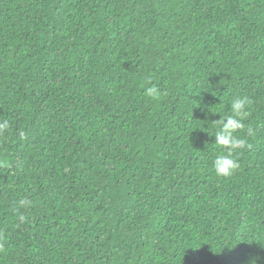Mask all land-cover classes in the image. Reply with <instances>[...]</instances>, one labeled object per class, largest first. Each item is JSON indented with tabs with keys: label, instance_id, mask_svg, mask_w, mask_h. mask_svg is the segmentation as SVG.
Masks as SVG:
<instances>
[{
	"label": "trees",
	"instance_id": "obj_1",
	"mask_svg": "<svg viewBox=\"0 0 264 264\" xmlns=\"http://www.w3.org/2000/svg\"><path fill=\"white\" fill-rule=\"evenodd\" d=\"M236 97L247 145L221 177ZM253 261L264 0H0V264Z\"/></svg>",
	"mask_w": 264,
	"mask_h": 264
},
{
	"label": "clouds",
	"instance_id": "obj_2",
	"mask_svg": "<svg viewBox=\"0 0 264 264\" xmlns=\"http://www.w3.org/2000/svg\"><path fill=\"white\" fill-rule=\"evenodd\" d=\"M157 92L155 87H149L146 89V95L154 96ZM249 100L247 97H236L230 102V108L228 113L221 116L213 124L216 127V131L209 137L215 138L214 146H218L222 151L217 154L212 162V167L217 176L227 177L232 175L239 167L234 153L243 149L247 145L246 139L238 135L245 129L244 121L247 118V108L249 106ZM6 126V125H5ZM250 132L251 130L248 129ZM255 264V261H253Z\"/></svg>",
	"mask_w": 264,
	"mask_h": 264
}]
</instances>
